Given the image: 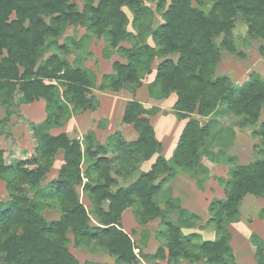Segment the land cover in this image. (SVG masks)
Segmentation results:
<instances>
[{"label":"trees","instance_id":"trees-1","mask_svg":"<svg viewBox=\"0 0 264 264\" xmlns=\"http://www.w3.org/2000/svg\"><path fill=\"white\" fill-rule=\"evenodd\" d=\"M147 3L161 12L158 25ZM238 19L247 25L249 39L264 41V0H83L81 8L74 0H0V105L12 104L20 92L25 104L44 99L47 113L34 127L31 159L7 163L0 150V180L9 194L8 200H0V264H80L69 250L72 242L81 249H101L118 264H136L134 249L141 247L122 225L128 207L142 224L160 222L166 248L142 254L146 260L237 264L227 224L238 220L247 194L264 198V157L231 168L226 197L210 204L215 239L195 243L196 234H184L182 224L189 225L195 215L163 188L179 170L200 172L203 157L216 156L208 145L218 122L202 123V118L217 115L221 106L241 117L245 126H255V134L264 139V79L250 71L236 84L228 75H216L222 50L243 55L234 40ZM70 25L103 37L105 50L116 49L125 58L114 61L113 71L100 84L81 61L74 65L67 59L85 44L72 36L59 42ZM125 41L131 46L121 44ZM260 48L264 52V45ZM172 55H178L177 60ZM155 58L162 61L149 85L151 97L162 99L175 92L174 111L187 120L171 158L159 154L162 144L143 116L146 109L134 98L127 103L123 121L134 124L136 141L125 140L120 132L100 143L92 134L80 141L50 131L73 113L94 109V89L134 93L152 72ZM60 153L58 175L44 185ZM155 154L151 168L136 174ZM81 192L89 207L81 201ZM47 208L59 211V218L48 219ZM258 264H264V258Z\"/></svg>","mask_w":264,"mask_h":264},{"label":"rangeland","instance_id":"rangeland-1","mask_svg":"<svg viewBox=\"0 0 264 264\" xmlns=\"http://www.w3.org/2000/svg\"><path fill=\"white\" fill-rule=\"evenodd\" d=\"M74 2L80 8L83 5V0H74ZM147 4L155 11L154 24L158 25L163 20L161 12L156 9L155 4ZM124 10L131 19L130 10L127 7H124ZM12 18H14V15H12ZM129 29H132L131 25H129ZM68 36L75 37L77 40L84 39L85 44L82 49L71 52L67 59L74 65H76V61H81L84 67L95 72L99 78H103L106 72L112 70L114 61L125 60L116 49L105 50L107 49L105 39L91 35L84 26H68L60 37L59 42H66ZM234 38L238 49L243 55L222 50V57L218 63V68H216V75H228L236 84L244 82L248 78L250 71L259 73L264 79V52L260 48L264 45V41L261 39H249L247 25L240 19L236 22ZM217 41L219 42L220 38ZM148 42L153 45L151 37L148 38ZM121 44L127 47L131 46V43L127 41ZM171 58L177 60L178 55H172ZM161 61V58H155L152 68L155 69ZM146 78L149 79V75ZM124 93L123 91L107 93L109 95L106 97H122ZM20 99L21 94L17 92L12 104L8 106L0 105V120L2 122H0V149L5 150L7 163H14L33 157L36 146L34 127L37 124H42L47 116L44 101L41 100L31 106H25ZM105 101L100 108L102 114H94L89 111L78 117L77 121L70 116L65 118L60 126L52 127L50 131L52 133L68 132L71 136L79 138L80 141H83L87 135L92 134L95 140L104 142L109 133H112L114 129L118 131V126L121 125L118 107L116 106L113 109V102ZM225 109V106H221L217 115L202 118V123L209 120L218 122L214 124V137L208 145L209 151L216 156H204L202 161L205 167L200 172L193 174L179 170L176 176L167 179L163 188L165 194H170L178 200L179 206L187 209L190 214L195 215L194 218H191L189 225L185 226L182 224L184 234H196L193 238L195 243H201L204 240L217 237L214 225L209 222L211 218L210 204L214 200L226 197V182L230 177L231 168L234 165L247 164L264 157V139L255 134L256 127L252 125L245 126L241 117L229 114ZM97 117L99 118L97 119ZM156 119L155 125L159 138L163 139L161 115L156 117ZM104 120L107 121L105 125L109 123L112 125L110 124L105 128L103 123V128L100 124L96 125L95 123ZM174 148V146H170L169 149L165 150V155L168 158ZM230 158L233 160H230ZM153 161L154 158L142 162L136 174L148 170ZM62 162V153H60L46 174L44 185H47L58 175ZM121 183L125 184L126 182L121 181ZM80 198L89 207V202L82 192ZM8 199L9 194L6 189V182L0 180V200L6 201ZM162 206H164L163 203ZM44 214L50 220L60 216V212L53 208H47ZM173 218L175 219L176 216L174 215ZM122 225L132 235L135 244L141 247V251L139 248L134 249V253L139 258V262L136 264H153L154 262L167 264L166 261L158 258L148 261L142 256V254H155L160 247L166 248L165 242L159 234L161 225L158 219L142 224L137 220L133 208L128 207L124 211ZM227 227L231 233L230 245L235 254L237 264H258V259L264 258V198L247 194L241 202L238 220L229 222ZM71 235L68 236L73 239ZM261 247V252L258 253ZM69 250L79 260L80 264H118L113 256L101 249H81L72 242ZM258 254H260L259 257ZM176 264L207 263L204 260L190 262L186 259H180Z\"/></svg>","mask_w":264,"mask_h":264},{"label":"crops","instance_id":"crops-1","mask_svg":"<svg viewBox=\"0 0 264 264\" xmlns=\"http://www.w3.org/2000/svg\"><path fill=\"white\" fill-rule=\"evenodd\" d=\"M124 61H122V62H124ZM151 68H152V66H151ZM112 71H113V67H112V70H110L109 72H106L105 74H109ZM156 72H157V66H156L155 69L152 68V72L150 74H148L150 78L149 79L146 78L148 76L147 75L142 80V84L136 89V91L134 93H132V92L126 90V89H122V90L118 91V92H122V91L125 92L122 97L121 96L120 97H113V98L111 97L112 98L111 99L109 97H106V96L109 95L107 93H114V92H102V91H100L98 89H94L93 95L95 96V99L97 100V106L94 109H89V110H85V111H82V112L73 113L71 117L77 121L78 117H81L82 115H84V113H87L89 111H91V113H94V114H96V113L97 114L98 113L102 114V110L100 109L102 103L105 100H107V102L108 101L109 102L112 101L113 102L112 108L115 109V107L117 106L118 107V111H120L119 113H120V116H121V125L118 126L119 127L118 131L117 130L115 131V129H114V131H112V133H109V135L107 136V139H108V137L111 134H113L115 132H120L122 134V136L125 138V140L131 141V142L132 141H136L138 139V137H139V133L135 129L134 124L133 123H126V122L123 121V116H124V113H125V109H126L127 103H128V101H130L131 99L134 98V99L140 101V103L142 104L143 108L146 109V112H145V114H143V116H146L149 119L150 124L152 125V127H153V129L155 131L156 138L162 144L161 155H163L167 159L171 158L172 155H173V150H172V154H171V156L169 158L165 155V150L169 149L170 146H174V147L177 146L178 140L180 138V135L182 133V130H183L187 120L179 118L177 116L176 112L174 111L173 107H174V104L176 103V100H177V96H176L175 92H173L170 95H168V97H165V98H162V99H157V98L151 97V95L149 93V85L154 80ZM96 77H97V84H100L101 81H102V78L101 77L99 78L97 76V74H96ZM101 96H103L102 99H101ZM41 100L45 102L44 99H39V100H35L32 103H28V104L23 103V104L25 106H27V105L31 106V105H33L35 103H38V101H41ZM105 104H107V103H105ZM45 106H46V103H45ZM108 108H109V106H108ZM112 108L110 107L111 110H112ZM159 115H161V117H162V123H163L162 124V128H163L162 132H163V136H164L163 139L159 138L157 127L155 125V123L157 121V119L155 120V118L158 117ZM107 117H110V116H107ZM98 118L99 117H97V119ZM95 123H96V125L100 124L101 127H103V123H104L105 128H107L111 124V123H109V124L105 125L107 123L106 120L98 121V122H95ZM61 132H64V131H61ZM58 133H60V132H58ZM58 133H54V134H58ZM66 133L69 134L68 132H66ZM71 137H73V136H71ZM107 139L104 142H100V143H105L107 141ZM0 150H3L4 153H5V156H6L5 150L4 149H0ZM159 154H155L152 157V158H154V161L152 162V164L155 162V160H156V158H157V156ZM152 158H150L148 160H145L143 162L149 161Z\"/></svg>","mask_w":264,"mask_h":264}]
</instances>
